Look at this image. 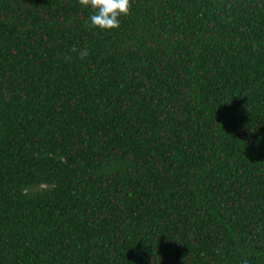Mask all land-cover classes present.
<instances>
[{
  "label": "trees",
  "instance_id": "16d2710c",
  "mask_svg": "<svg viewBox=\"0 0 264 264\" xmlns=\"http://www.w3.org/2000/svg\"><path fill=\"white\" fill-rule=\"evenodd\" d=\"M130 2L0 0V264H264V0Z\"/></svg>",
  "mask_w": 264,
  "mask_h": 264
},
{
  "label": "clouds",
  "instance_id": "9594fccd",
  "mask_svg": "<svg viewBox=\"0 0 264 264\" xmlns=\"http://www.w3.org/2000/svg\"><path fill=\"white\" fill-rule=\"evenodd\" d=\"M84 8H90L91 27L101 31H110L120 27V17H126L131 14L130 0H78ZM75 51V49H73ZM87 55V49L80 52V57Z\"/></svg>",
  "mask_w": 264,
  "mask_h": 264
}]
</instances>
